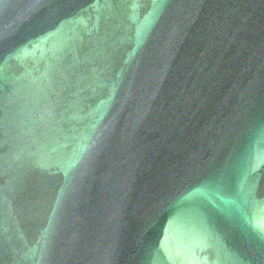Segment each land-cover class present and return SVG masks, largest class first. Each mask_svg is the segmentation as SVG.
Listing matches in <instances>:
<instances>
[{
    "label": "water",
    "instance_id": "1",
    "mask_svg": "<svg viewBox=\"0 0 264 264\" xmlns=\"http://www.w3.org/2000/svg\"><path fill=\"white\" fill-rule=\"evenodd\" d=\"M0 264H264V0H0Z\"/></svg>",
    "mask_w": 264,
    "mask_h": 264
}]
</instances>
